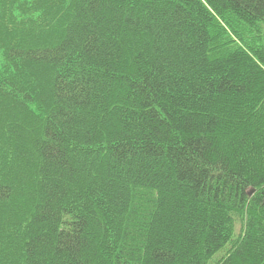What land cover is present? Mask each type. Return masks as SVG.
<instances>
[{
    "label": "trees",
    "instance_id": "1",
    "mask_svg": "<svg viewBox=\"0 0 264 264\" xmlns=\"http://www.w3.org/2000/svg\"><path fill=\"white\" fill-rule=\"evenodd\" d=\"M0 264H264V0H0Z\"/></svg>",
    "mask_w": 264,
    "mask_h": 264
},
{
    "label": "water",
    "instance_id": "2",
    "mask_svg": "<svg viewBox=\"0 0 264 264\" xmlns=\"http://www.w3.org/2000/svg\"><path fill=\"white\" fill-rule=\"evenodd\" d=\"M253 193V191L250 192V195Z\"/></svg>",
    "mask_w": 264,
    "mask_h": 264
}]
</instances>
